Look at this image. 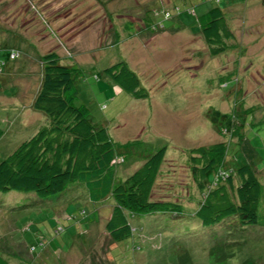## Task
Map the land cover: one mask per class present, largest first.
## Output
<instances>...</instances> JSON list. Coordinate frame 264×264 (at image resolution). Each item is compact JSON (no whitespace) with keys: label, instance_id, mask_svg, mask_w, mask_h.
<instances>
[{"label":"rangeland","instance_id":"1","mask_svg":"<svg viewBox=\"0 0 264 264\" xmlns=\"http://www.w3.org/2000/svg\"><path fill=\"white\" fill-rule=\"evenodd\" d=\"M215 4L0 0V159L47 121L32 102L40 56L55 49L77 67L74 103L106 125L125 156L117 179L166 146L151 197L167 204L128 215L131 233L116 241L105 229L111 196L95 203L81 182L48 197L0 190V264H264V0L219 1L236 45L211 55L198 18ZM10 51L18 55L10 58ZM118 60L137 73L146 97L132 96L104 72ZM227 115L244 119L242 145L221 133ZM221 139L231 141L227 159L244 155L263 184L257 223L231 216L204 225L193 215L201 193L189 149Z\"/></svg>","mask_w":264,"mask_h":264},{"label":"trees","instance_id":"2","mask_svg":"<svg viewBox=\"0 0 264 264\" xmlns=\"http://www.w3.org/2000/svg\"><path fill=\"white\" fill-rule=\"evenodd\" d=\"M198 22L209 54L216 55L236 45L235 33L219 1L201 14ZM40 59L42 77L32 107L43 112L47 121L0 159V190L18 189L48 197L64 190L69 182H81L95 203L111 196L105 228L113 240H122L131 233L128 215L167 205L151 197L166 146L158 147L125 178L117 179L116 166L125 156L116 150L106 125L93 122L87 107L74 103L78 94L77 67L62 62L55 49L42 53ZM104 72L132 96L148 95L125 60L108 65ZM226 119L221 133L229 134V140L235 137L236 143L242 145L244 119L240 123H235L231 115ZM229 140L193 146L188 152L191 175L201 193L193 215L204 225L231 216L241 224L258 222L263 184L244 155L242 160L236 155L227 159Z\"/></svg>","mask_w":264,"mask_h":264},{"label":"built area","instance_id":"3","mask_svg":"<svg viewBox=\"0 0 264 264\" xmlns=\"http://www.w3.org/2000/svg\"><path fill=\"white\" fill-rule=\"evenodd\" d=\"M214 1L218 2V1H220V0H214ZM190 11H192V10H190ZM169 15H170V12H169L168 10H165V11H164V16L167 17V16H169ZM17 55H18V53L15 52V51H10V52H9V57H10V58H14V57H16ZM2 63H3V61L0 60V69H1V66H2L1 64H2ZM120 159H122V158H120Z\"/></svg>","mask_w":264,"mask_h":264},{"label":"crops","instance_id":"4","mask_svg":"<svg viewBox=\"0 0 264 264\" xmlns=\"http://www.w3.org/2000/svg\"><path fill=\"white\" fill-rule=\"evenodd\" d=\"M147 26V25H146ZM140 27H141V25H140ZM144 28L146 29V27H143V29H142V31L144 30ZM99 202H101V201H99ZM106 229V228H105ZM107 231V230H106ZM105 234H107V233H105ZM109 234V233H108ZM110 236V235H109ZM111 246H113V244L111 245ZM105 258H107L106 256H105ZM90 264V263H89Z\"/></svg>","mask_w":264,"mask_h":264}]
</instances>
